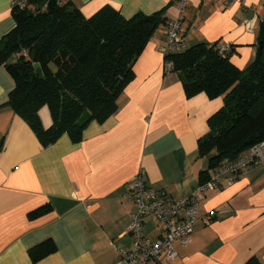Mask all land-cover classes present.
Instances as JSON below:
<instances>
[{
  "label": "crops",
  "instance_id": "obj_1",
  "mask_svg": "<svg viewBox=\"0 0 264 264\" xmlns=\"http://www.w3.org/2000/svg\"><path fill=\"white\" fill-rule=\"evenodd\" d=\"M241 2L225 7L217 0H187L181 21L187 48L226 44L230 62L245 70L255 57L264 0ZM71 5L85 18L105 6L124 19L164 11L167 25L177 17L176 0H72ZM166 25L135 59L116 111L101 124H89L77 144L63 135L43 148L6 106L14 83L0 67V264H118L114 247L131 246L127 227L135 210L123 196L140 170L149 187L173 199L194 193L203 172L204 182L210 178L213 170L198 156V142L223 101L202 93L186 98L178 74L164 73L160 49ZM14 27L9 0H0V40ZM39 116L43 127H50L46 107ZM43 207L45 212L29 217ZM196 219L190 243H174L176 258L161 257V264H244L253 257L264 264V163L230 186L204 191ZM142 231L154 242L162 225L145 217ZM44 240H51L56 252L32 263L28 250Z\"/></svg>",
  "mask_w": 264,
  "mask_h": 264
},
{
  "label": "trees",
  "instance_id": "obj_2",
  "mask_svg": "<svg viewBox=\"0 0 264 264\" xmlns=\"http://www.w3.org/2000/svg\"><path fill=\"white\" fill-rule=\"evenodd\" d=\"M54 2L32 0L34 10L12 11L15 27L0 40V67L14 83L6 106L27 124L43 148L63 135L77 144L89 124L109 118L133 78L134 58L166 25L164 11L124 19L105 6L85 18L71 3L57 6ZM216 44L200 43L168 57L186 98L202 93L223 101L207 120L208 134L198 142V156L208 159V170L264 141V15L254 60L245 70L230 62L229 51L220 54ZM35 64L42 78L34 74ZM43 107L51 119L48 128L39 116ZM206 173L200 175L201 183ZM55 252V244L44 240L30 248L28 256L37 263ZM244 264L262 263L253 257Z\"/></svg>",
  "mask_w": 264,
  "mask_h": 264
},
{
  "label": "built area",
  "instance_id": "obj_3",
  "mask_svg": "<svg viewBox=\"0 0 264 264\" xmlns=\"http://www.w3.org/2000/svg\"><path fill=\"white\" fill-rule=\"evenodd\" d=\"M72 0H55V5L62 6ZM225 7L234 3L242 4L241 0H217ZM187 0H176L177 17L169 21L164 29L165 43L160 49L163 57V71L166 74L173 72V63L168 59L173 54L187 51L181 33L182 14ZM12 11L34 10L32 0H9ZM44 6H42V9ZM216 48L224 55L230 47L217 42ZM264 163V141L251 147L240 157L233 161L223 160L215 168L210 178L199 185L191 195L173 199L164 190H155L147 185V177L143 170L132 178L126 185L123 199L135 204V210L130 214L127 234L131 238V246L123 248L115 246L118 264H161L160 258L172 261L176 258L174 243L187 246L190 243L193 228L197 222L196 214L201 194L214 189L221 183L227 186L233 184L235 179L249 170ZM152 217L162 225V234L154 242L148 239L142 231L145 217ZM212 216L202 220L209 223Z\"/></svg>",
  "mask_w": 264,
  "mask_h": 264
},
{
  "label": "water",
  "instance_id": "obj_4",
  "mask_svg": "<svg viewBox=\"0 0 264 264\" xmlns=\"http://www.w3.org/2000/svg\"><path fill=\"white\" fill-rule=\"evenodd\" d=\"M134 60H135V58H134ZM33 70H34V74H35L36 76H38L39 78H42V74H41L40 67H39L37 64H35V65L33 66Z\"/></svg>",
  "mask_w": 264,
  "mask_h": 264
},
{
  "label": "rangeland",
  "instance_id": "obj_5",
  "mask_svg": "<svg viewBox=\"0 0 264 264\" xmlns=\"http://www.w3.org/2000/svg\"><path fill=\"white\" fill-rule=\"evenodd\" d=\"M44 108V107H43Z\"/></svg>",
  "mask_w": 264,
  "mask_h": 264
}]
</instances>
